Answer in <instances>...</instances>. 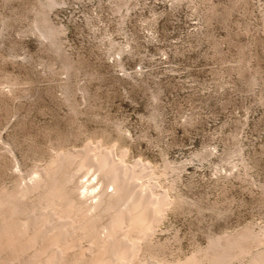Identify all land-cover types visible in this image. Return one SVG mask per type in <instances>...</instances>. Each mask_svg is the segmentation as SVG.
<instances>
[{
	"label": "rangeland",
	"instance_id": "obj_1",
	"mask_svg": "<svg viewBox=\"0 0 264 264\" xmlns=\"http://www.w3.org/2000/svg\"><path fill=\"white\" fill-rule=\"evenodd\" d=\"M86 148L165 198L134 264L264 234V0H0V194Z\"/></svg>",
	"mask_w": 264,
	"mask_h": 264
},
{
	"label": "bare ground",
	"instance_id": "obj_2",
	"mask_svg": "<svg viewBox=\"0 0 264 264\" xmlns=\"http://www.w3.org/2000/svg\"><path fill=\"white\" fill-rule=\"evenodd\" d=\"M92 156L89 148L59 154L37 169L29 191L17 187L0 194V264H134L140 244L161 221L165 198L144 192L136 172L122 168L120 155ZM78 171L97 176L90 201L74 183ZM263 236L245 230L215 239L207 251L176 264H231L246 255L251 264H264V249L246 246L262 245Z\"/></svg>",
	"mask_w": 264,
	"mask_h": 264
}]
</instances>
